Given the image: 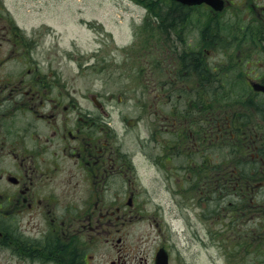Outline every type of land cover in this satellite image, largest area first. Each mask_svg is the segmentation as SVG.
Returning a JSON list of instances; mask_svg holds the SVG:
<instances>
[{
    "label": "flooded vegetation",
    "instance_id": "flooded-vegetation-1",
    "mask_svg": "<svg viewBox=\"0 0 264 264\" xmlns=\"http://www.w3.org/2000/svg\"><path fill=\"white\" fill-rule=\"evenodd\" d=\"M128 1L169 28L173 58L152 87L151 137L138 154L151 145L149 164L183 174L181 202L192 208L194 195L200 220L264 222V0ZM162 5L173 22L155 12ZM25 36L1 5L0 264H128L129 225L145 221L137 155L116 146L104 105L65 93Z\"/></svg>",
    "mask_w": 264,
    "mask_h": 264
},
{
    "label": "rangeland",
    "instance_id": "rangeland-1",
    "mask_svg": "<svg viewBox=\"0 0 264 264\" xmlns=\"http://www.w3.org/2000/svg\"><path fill=\"white\" fill-rule=\"evenodd\" d=\"M1 5L26 30L25 37L42 48L37 60L58 74L65 93L82 104L81 97L96 96L104 105L106 126L115 132L116 146L137 155L134 204H140L145 221L129 225L128 264H153L159 247L167 250L168 264H264L262 218L252 217L251 222L246 216L230 223L229 216L217 218L215 213L200 220L194 195L192 208L181 202L188 199L186 186L174 181L183 174L177 170L175 178L168 177L149 164L146 159L157 156L151 145L144 148L145 157L138 154V141L151 137L154 82L172 70L168 27L144 19L145 10L128 0H0ZM176 98L172 94L170 102Z\"/></svg>",
    "mask_w": 264,
    "mask_h": 264
},
{
    "label": "trees",
    "instance_id": "trees-1",
    "mask_svg": "<svg viewBox=\"0 0 264 264\" xmlns=\"http://www.w3.org/2000/svg\"><path fill=\"white\" fill-rule=\"evenodd\" d=\"M161 12L160 18L163 22H167L169 23L170 21L173 22V14H170L168 9L166 8V6L162 5L160 9H155V12ZM152 14L154 13V11H150ZM154 15V14H153Z\"/></svg>",
    "mask_w": 264,
    "mask_h": 264
},
{
    "label": "water",
    "instance_id": "water-1",
    "mask_svg": "<svg viewBox=\"0 0 264 264\" xmlns=\"http://www.w3.org/2000/svg\"><path fill=\"white\" fill-rule=\"evenodd\" d=\"M177 1H182L183 3H187L188 0H177ZM156 264H167V257L163 250H160L157 253Z\"/></svg>",
    "mask_w": 264,
    "mask_h": 264
}]
</instances>
